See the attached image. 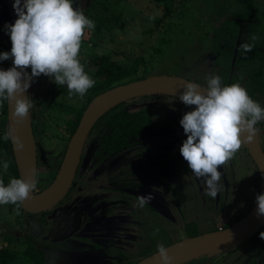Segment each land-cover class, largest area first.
I'll return each instance as SVG.
<instances>
[{
    "label": "rangeland",
    "instance_id": "374dc122",
    "mask_svg": "<svg viewBox=\"0 0 264 264\" xmlns=\"http://www.w3.org/2000/svg\"><path fill=\"white\" fill-rule=\"evenodd\" d=\"M13 3L0 0L3 52L4 44L11 42L4 25L17 19ZM89 3L104 8L100 14L105 18L117 17L115 26L91 19L95 28L85 29L79 59L91 78L92 56L107 57L125 67L142 59L140 70L147 67L149 77L191 78L204 87L205 77L217 74L210 51L213 30L235 10L236 0H73L74 7ZM166 6L170 13L164 17ZM6 64L0 61V69ZM47 78H34L30 86L36 151L46 156V162H38L35 192L43 190L54 177L69 142L67 120L86 101V96L83 101L78 96L70 99L66 86L53 82L47 86ZM256 102L264 107V99ZM126 106L129 110L148 107L154 128L150 136L118 156L115 192L96 188L102 182L100 169L92 166L97 143L91 140L93 148L87 146L73 188L50 211L26 215L12 204L0 205V248L11 247L17 253L13 264H35L25 254L28 237L39 239L36 243L44 264H72L78 258H88L90 264H135L155 253L158 244L167 247L192 235L232 225L253 207L255 191L259 194L262 184L243 144L218 168L221 188L213 199L205 195L202 181L180 155L187 136L179 122L194 106L169 96L136 98ZM257 134L264 149V130L258 128ZM12 178L0 158V180L7 185ZM148 195L152 199L141 207L138 196ZM99 233L110 238L103 239ZM261 233L264 230L221 260L210 255L186 264H248L257 251H264Z\"/></svg>",
    "mask_w": 264,
    "mask_h": 264
},
{
    "label": "clouds",
    "instance_id": "9594fccd",
    "mask_svg": "<svg viewBox=\"0 0 264 264\" xmlns=\"http://www.w3.org/2000/svg\"><path fill=\"white\" fill-rule=\"evenodd\" d=\"M12 7L17 19L4 25L11 51L0 53V61H12V67L0 69V103L7 101L12 106L11 119L19 123L29 117L34 104L25 93L41 75L57 86H66L70 99L78 96L83 101L95 81L86 73L79 53L85 29H94V21L80 7H74L73 0H14ZM242 48L251 51L249 44ZM205 80L203 88L185 82L178 97L185 106H194L179 122L187 136L180 155L202 181L205 195L215 199L221 188L218 168L233 158L244 140L253 139L258 131L255 125L264 121V107L239 83L223 85L214 74ZM3 139L10 141L15 151L23 150L14 126L7 128ZM8 167V161H3L5 171ZM36 187L35 173L12 178L7 185L0 180V205L12 204L19 209ZM151 199V195L138 196V203L142 207ZM255 204L257 218L264 217V194L256 196ZM260 238L264 239V233ZM168 251L163 244L157 245L162 264H172Z\"/></svg>",
    "mask_w": 264,
    "mask_h": 264
},
{
    "label": "trees",
    "instance_id": "16d2710c",
    "mask_svg": "<svg viewBox=\"0 0 264 264\" xmlns=\"http://www.w3.org/2000/svg\"><path fill=\"white\" fill-rule=\"evenodd\" d=\"M81 9L90 19L97 20L99 23L106 20L115 26L117 17L105 18L102 16L100 13L104 11V8L99 7L98 4L89 3L87 7ZM169 13V8L166 6L164 17H167ZM253 37L256 39L253 40ZM244 44L251 45V51L245 52L242 48ZM10 51L11 42L9 45L6 43L4 48V52ZM210 51L213 54L212 62L215 66L216 75L221 78L223 85L239 83L254 101L264 99V0H236L235 10L214 28ZM90 61L93 67L92 78L95 85L86 93L84 105L67 120L70 137L76 130L86 106L96 95L115 86L149 77L147 67L140 70L143 64L142 59H136L128 67L107 57L92 56ZM8 66L9 60L3 70H7ZM186 79L193 80L191 78ZM51 83L50 79L47 78L46 85H51ZM28 97L30 100L33 97L30 88L28 89ZM126 104L127 102H124L110 109L92 129V133L95 132L96 137L99 135L104 137V145L102 146L107 153L120 155L124 149L140 143L143 138L150 136L153 132L150 109L142 106L129 110ZM0 108L4 113L3 117L0 118V158H2V162L8 161L9 172L13 174L14 178H19L10 141L5 142L3 139L6 132V101L0 103ZM255 128L264 130V123H257ZM19 210L21 211V207ZM260 230H264V227ZM9 239L7 237V240ZM10 248H0V264H13L17 253ZM262 253L264 256V251ZM25 254L35 264H44L42 252L35 247L31 240L27 242Z\"/></svg>",
    "mask_w": 264,
    "mask_h": 264
},
{
    "label": "water",
    "instance_id": "95a60500",
    "mask_svg": "<svg viewBox=\"0 0 264 264\" xmlns=\"http://www.w3.org/2000/svg\"><path fill=\"white\" fill-rule=\"evenodd\" d=\"M10 67H12L11 60H9L8 68ZM185 82L197 83L194 80L178 76H151L143 80L115 86L96 95L83 111L79 124L69 139L63 160L53 181L42 191L32 192L30 198L20 206L21 209L31 214L44 213L54 208L66 196L72 185L85 141L92 127L110 109L121 103L147 96L178 98ZM201 87L203 88V86ZM25 95L28 97V91ZM12 110V106L6 101L5 129L14 126L24 144L22 151H15L10 142L18 176L19 178L30 177L35 173L36 179L37 157L31 112L26 120L17 123L11 119ZM242 144L260 177L262 188L259 194H264V150L257 132L251 141L244 140ZM40 160L44 161L43 154H41ZM255 213L256 204L241 220L230 226L188 237L167 246L168 254L173 258L172 264H186L205 256L224 254L235 249L264 227V217L257 218ZM135 264H162V261L156 251Z\"/></svg>",
    "mask_w": 264,
    "mask_h": 264
},
{
    "label": "flooded vegetation",
    "instance_id": "af4514ba",
    "mask_svg": "<svg viewBox=\"0 0 264 264\" xmlns=\"http://www.w3.org/2000/svg\"><path fill=\"white\" fill-rule=\"evenodd\" d=\"M30 112H31V121H32V128H33V134L35 135V130H34V127H33V122H34V120H35V115H34V113L30 110ZM97 123V122H96ZM95 126V125H94ZM94 126L92 127V129L94 128ZM92 129H91V131H90V133H89V135H88V137H87V139H86V141H85V144H84V147H83V151H82V154H81V157H80V161H79V164H78V167H77V170H76V174H77V172H78V170H79V168H80V165H81V162L83 161V158H84V153H85V150H86V148H87V146L88 145H90L92 148H93V145H92V143H91V140H94L96 143H97V148H96V150H95V153L93 152V154H94V156H95V162H94V160H93V168L95 169V170H98V168L100 169V172H99V174H100V176H101V182H102V185L100 184V185H98V186H96V188L98 189V190H100V188H99V186L100 187H102L103 188V190H106V191H112V192H115V190H117V185L116 184H114L113 182H114V180H113V178H114V171H115V169L117 168V158H118V156L119 155H117V154H114V153H107V151L106 150H104L105 148L102 146V145H104L103 143H104V141H103V139H104V137H101L100 135H99V137H96L94 134H95V132L94 133H92ZM100 129H101V127H100ZM69 130V129H68ZM91 134V135H90ZM72 136V135H71ZM69 139H70V135H69ZM68 139V140H69ZM144 139V138H143ZM93 142V141H92ZM66 149H67V147H66ZM66 151V150H65ZM65 154V153H64ZM40 156L41 155H39V153L36 151V157H37V169H38V162H41V163H44V162H46V156H44V161H41L40 160ZM62 160H63V158H62ZM62 162V161H61ZM61 162H60V164H61ZM108 166V167H107ZM113 166H115V167H113ZM59 167H60V165L58 166V169H59ZM58 169H57V171H58ZM57 171H56V173H55V175L57 174ZM76 174H75V177H74V179H73V182H72V185H71V187H70V189H69V191L73 188V186H74V184H75V178H76ZM55 175H54V177H55ZM54 177L52 178V180L50 181V183L47 185V186H49L50 184H51V182L53 181V179H54ZM46 186V187H47ZM95 186V185H94ZM45 187V188H46ZM44 188V189H45ZM90 188V187H89ZM42 191V190H41ZM40 192V191H39ZM34 193H38V192H35L34 191ZM62 201V200H61ZM60 201V202H61ZM59 202V203H60ZM58 203V204H59ZM21 211H22V213H24V214H26V215H28V214H31V213H26V212H24L22 209H21ZM50 211V210H49ZM48 212V211H47ZM44 213H46V212H44ZM44 213H39L38 215H43ZM36 215V214H35ZM73 223L74 224H77V223H75L74 221H73ZM72 223V224H73ZM228 226H230V225H228ZM227 227V226H226ZM222 228H224V227H220L219 229H222ZM218 230V229H217ZM75 232V231H74ZM73 233H71L70 234V236L72 235ZM194 236H196V235H194ZM99 237H101V238H110V236L108 235V234H102V233H99ZM28 240H31L34 244H35V247L36 248H38L37 247V243L36 242H39V239L37 240V239H32L31 237H28L27 239H26V243L28 242ZM100 248H101V246H100ZM39 250H40V248H39ZM41 251V250H40ZM229 252H231V251H229ZM229 252H227V253H222V254H218L217 256H216V260H221L222 258H224L225 256H227L228 254H229ZM264 256H263V253H262V251L260 252V251H257V253L254 255V258L248 263V264H264ZM74 262H72V264H90L89 263V259L87 258V259H84V258H78V259H75V260H73ZM140 261V260H139ZM263 261V262H262ZM95 263H96V261H95ZM137 263V262H136Z\"/></svg>",
    "mask_w": 264,
    "mask_h": 264
},
{
    "label": "crops",
    "instance_id": "0c3cea01",
    "mask_svg": "<svg viewBox=\"0 0 264 264\" xmlns=\"http://www.w3.org/2000/svg\"><path fill=\"white\" fill-rule=\"evenodd\" d=\"M6 45V43L4 44V46ZM3 48H5V47H3ZM0 52H3L2 50L0 51ZM152 115V114H151ZM152 118H153V115H152ZM153 121V120H152ZM153 128H154V125H153ZM254 194V193H253ZM258 195V193H257V191H255V194H254V197L256 198V196ZM221 226H219V228H220ZM219 228H217V229H219Z\"/></svg>",
    "mask_w": 264,
    "mask_h": 264
},
{
    "label": "built area",
    "instance_id": "2783aa9c",
    "mask_svg": "<svg viewBox=\"0 0 264 264\" xmlns=\"http://www.w3.org/2000/svg\"><path fill=\"white\" fill-rule=\"evenodd\" d=\"M4 115L3 110L0 108V118H2Z\"/></svg>",
    "mask_w": 264,
    "mask_h": 264
}]
</instances>
